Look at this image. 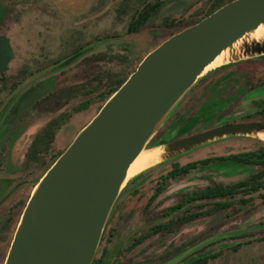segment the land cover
Segmentation results:
<instances>
[{
    "label": "rangeland",
    "instance_id": "rangeland-1",
    "mask_svg": "<svg viewBox=\"0 0 264 264\" xmlns=\"http://www.w3.org/2000/svg\"><path fill=\"white\" fill-rule=\"evenodd\" d=\"M146 1L160 2L161 8L145 23L142 32L128 34L127 27L133 12L131 8L141 0H0V106L4 105V108H0V138L9 129H13L14 135H20L29 125H41L58 111L69 110L70 106H64L69 100L64 101L63 98L71 97L72 92L77 98L73 103H80L93 90L94 94L90 97L94 104L84 113L79 112L73 122L68 124L63 134V138L67 136V141L55 147L57 153L61 152L106 102L107 95L102 99L99 93H105L109 87L114 88L116 81L129 77L141 60L167 39L171 27L166 24V20L189 18L201 6L194 4L196 0ZM125 4H129V8ZM80 51L86 54L77 57L78 60L65 69L41 77L15 102L14 99L9 101L17 90L14 86L17 81H23L20 85L27 84L30 77L51 73L56 63L66 64ZM218 68L220 66L210 69L180 101L158 130H163L161 134L164 139H174L175 134L197 133L204 129L202 126L217 117V113H221V116L204 127L213 129L226 121L245 119L264 107V90L254 96L240 98L249 91L250 80L264 72V58L243 60L214 72ZM216 75L221 77L217 78ZM41 96L49 99L46 106L38 105ZM56 101L57 105L54 104ZM83 106L79 108L83 109ZM223 108L225 110L222 112ZM257 140L264 141V138L239 136L215 140L155 165L141 174L156 170L157 167L167 170L173 163L183 165L207 157L245 152L255 148ZM258 170L230 165L212 166L202 168L192 175L191 180H194L192 183L195 185H200L201 179L208 182H235L246 179ZM132 180L121 192L125 200L124 217L138 220L152 194L156 178L155 175L147 178L138 186L139 194L129 197L131 191L125 189ZM189 184L188 179L173 183L163 196L166 198L160 201L159 210L176 203L181 194L174 193L175 189ZM263 197L264 190L245 206L236 203L227 212L204 215L189 225H179L176 234L159 237L152 242L153 249L160 253L152 257L151 261L164 262L162 258L166 255L163 251L169 247L170 241L182 235H188L185 244L191 247L199 241H209L216 233L234 231L232 238L227 235L216 243L209 241L205 254L219 253L207 264H264V241H261L264 238ZM238 242L249 244L231 250L230 247ZM170 252L175 253L171 249Z\"/></svg>",
    "mask_w": 264,
    "mask_h": 264
},
{
    "label": "water",
    "instance_id": "water-1",
    "mask_svg": "<svg viewBox=\"0 0 264 264\" xmlns=\"http://www.w3.org/2000/svg\"><path fill=\"white\" fill-rule=\"evenodd\" d=\"M263 28L264 0H233L149 52L36 184L4 264H91L130 166L217 58L222 67L264 56ZM260 133L264 124H230L169 142L143 171Z\"/></svg>",
    "mask_w": 264,
    "mask_h": 264
},
{
    "label": "flooded vegetation",
    "instance_id": "flooded-vegetation-1",
    "mask_svg": "<svg viewBox=\"0 0 264 264\" xmlns=\"http://www.w3.org/2000/svg\"><path fill=\"white\" fill-rule=\"evenodd\" d=\"M85 54L86 53H81V51L77 52L75 54V58L71 59L67 64L60 62L56 63L55 66L50 70L51 73L30 77L27 81V84H21L23 86L21 89H18V87L21 86L20 83L23 81H17V83L14 84L17 90L13 92L9 98V101L14 99L13 102H15L20 97V95L23 94V92H26L28 88L38 83L41 77H45L48 74L51 75L54 72L57 73L65 69L68 67V65H71L76 60H78V58L84 56ZM258 58H264V56ZM220 77L221 75L217 76V78ZM110 88L111 87L108 89L109 91L112 89ZM248 89L249 93L247 92V94L241 95V99L246 96H254L264 90V72L262 74L255 75L254 78L250 80ZM108 90L105 91V93H99V97L104 99L105 95L109 93ZM92 94H94L93 90H91L87 97L80 103H73L77 98L75 97L76 94L72 92L71 97L63 98L64 101L69 100L64 104L65 107L70 106L69 110H67L68 108L65 110L61 109L62 111H58L55 113V115L47 118L46 122L42 123L41 125L35 127L33 126L37 123L31 124V126L29 125L27 129H24L20 135H14L13 129H9L7 133L2 138H0V264H4L18 222L34 187L45 174V172L50 168V166L56 161V159L71 144L78 133L75 135V137H73V139H71V141L61 152L57 153L55 151V147L58 143L62 144L63 142L67 141V136L63 138V134L68 124L73 122L76 116L79 115V112L80 114L84 113L94 104L93 98L90 97ZM41 97L39 101H37L38 105L41 106L43 104V106H46V104L49 102V99H46L45 96L42 98ZM230 102L233 103L231 100ZM84 103L86 105L83 106ZM54 104L57 105V101ZM80 106H83L84 108L80 109ZM0 108H4V105H1ZM224 110L225 108H223L222 112ZM220 114L221 113H217V117H214L212 121H209L204 126L210 125L216 118H218V116H221ZM244 123L264 124V107L258 110L254 116L249 115V117L245 119L226 121L221 126ZM204 126H202L204 129L197 133L192 134L190 132L180 136L175 134L174 139L168 141L164 139L163 135L161 134L163 130H160V132L154 136L148 146L158 147L169 142L177 141L211 130ZM260 142L264 143V141ZM253 149L254 148L251 150ZM236 154L239 153L221 157H207L204 159L190 161L183 165L173 163L167 170H163L162 168L159 169L160 167H157L158 169L156 170L153 169L144 174H139L133 178L131 184L125 189V191H131L129 197L138 195V186L147 178H151L155 175L156 181L154 187L152 188V194L149 196L146 204L143 206L138 220H135V218L133 219V217L131 218L130 216L124 217V215H126L124 212L125 200L122 198L123 194L118 197L104 228L91 264H189L191 258L206 256V247L210 240L214 241L210 242L216 243L225 239V236L227 235L229 238L234 237V231L216 233V235L212 236L209 241L202 240L195 245H191L190 247V245L185 244L188 235H182L176 240L170 241L169 243L170 249L175 253H171L168 247L163 251V254L166 255V257L162 258L164 262L154 263L151 261L152 257H155L157 253H160L159 250L156 251L152 246V242L157 241L159 237L174 235L176 234V231H178L179 225H189L204 215L212 216L220 212H227L230 207L236 203H239V195L236 193L230 198H217L193 202L189 200L192 195L200 193L206 188H210L218 184L225 186L235 185L238 182L247 180L249 177L264 169L261 166L243 165L226 159L229 156ZM212 158H225V160H220L209 164H202L187 173L178 175L176 177L171 176L176 168L185 167L189 164ZM225 165L252 169L257 168L259 170L249 174L246 179L235 182H208L205 179H201L200 185H195L192 183L194 182V180H191L192 175L200 171L202 168L212 166L224 167ZM181 179H188V183L193 185L189 184L187 187L175 189L174 193H178V195L181 194L176 203L168 205L159 210L160 201L166 198L163 197L164 194L167 193L168 189L173 183L178 182ZM262 190L264 189L259 190L257 193L252 194L251 196H247L249 202L240 204L245 206L251 203L255 195ZM222 204H224V206H222ZM181 245L182 248H180ZM242 245L247 244L245 242L242 243ZM230 249L234 250V247H230ZM218 253L210 255L217 256Z\"/></svg>",
    "mask_w": 264,
    "mask_h": 264
},
{
    "label": "trees",
    "instance_id": "trees-1",
    "mask_svg": "<svg viewBox=\"0 0 264 264\" xmlns=\"http://www.w3.org/2000/svg\"><path fill=\"white\" fill-rule=\"evenodd\" d=\"M233 0H196L194 4H201L199 11L189 18H180V19H167L166 24L170 26V31L168 33V37L180 32L181 30L190 27L205 17L209 16L220 7L225 4L231 2ZM129 8V4H125ZM161 8L160 2L148 3L146 0H141V2L137 3V5L133 6L131 10L133 11L131 14L130 21L127 27L128 34H136L143 31V27L145 23L155 14V12ZM230 65L222 66L215 70L214 72H219L224 68H227ZM135 71V70H134ZM133 71V72H134ZM132 72V73H133ZM129 76V75H128ZM128 77L125 79L118 80L114 88H112L105 100L107 101L109 97L126 81ZM204 78V77H203ZM255 148L253 150L239 153L236 155L229 156L228 160L236 162L238 164L243 165H256L264 168V143L260 141H255ZM225 160V158H212L208 160H204L197 163L189 164L185 167L176 168L172 173V177H176L178 175L189 172L192 169L197 168L202 164H209L212 162ZM264 189V169L253 176L249 177L245 181L238 182L235 185H214L213 187L206 188L200 193H196L192 195L189 200L190 201H203L217 198H230L234 196V194L239 195V203L245 204L249 202L247 196H251L252 194L257 193L259 190ZM224 206V204H222ZM264 241V238L261 240ZM249 244V243H246ZM242 243H237L234 246V251L238 250ZM216 255L207 254L205 257H196L191 258L189 264H207L210 260L215 259Z\"/></svg>",
    "mask_w": 264,
    "mask_h": 264
},
{
    "label": "bare ground",
    "instance_id": "bare-ground-1",
    "mask_svg": "<svg viewBox=\"0 0 264 264\" xmlns=\"http://www.w3.org/2000/svg\"><path fill=\"white\" fill-rule=\"evenodd\" d=\"M262 32L264 33V28L262 29ZM256 37H258V33L256 34ZM222 59H223V56L217 58L206 71H208L214 67L221 66L223 64ZM256 137L259 139L260 138L262 139V138H264V134L263 133L257 134ZM159 153H160L159 148H151V149L144 150L140 154V156L130 166V168L128 170V174H127V179H131V178L135 177L141 171H143L144 169H146L147 167L152 165L155 162Z\"/></svg>",
    "mask_w": 264,
    "mask_h": 264
}]
</instances>
